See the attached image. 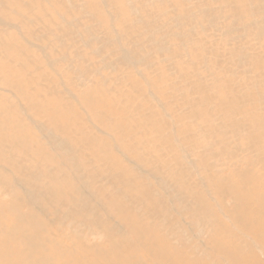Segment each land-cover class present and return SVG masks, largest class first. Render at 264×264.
Returning a JSON list of instances; mask_svg holds the SVG:
<instances>
[{"label": "rangeland", "instance_id": "obj_1", "mask_svg": "<svg viewBox=\"0 0 264 264\" xmlns=\"http://www.w3.org/2000/svg\"><path fill=\"white\" fill-rule=\"evenodd\" d=\"M4 1L0 264H264V0H85L93 15L69 10L82 0ZM245 199L257 250L240 245Z\"/></svg>", "mask_w": 264, "mask_h": 264}, {"label": "bare ground", "instance_id": "obj_2", "mask_svg": "<svg viewBox=\"0 0 264 264\" xmlns=\"http://www.w3.org/2000/svg\"><path fill=\"white\" fill-rule=\"evenodd\" d=\"M14 1H16V2L19 4V6H20V4H21V6H23V7H27V6H29V3H28V2H25L26 0H25V1H23V0H14ZM53 1H54V4H55V5L65 6V1H64V0H53ZM73 1H74V0H73ZM80 1H81V0H80ZM82 1H85V0H82ZM105 1H107V0H105ZM154 1H155V0H154ZM158 1H159V0H158ZM164 1H166V0H164ZM168 1L170 2V0H168ZM6 2H7V1L0 0V4H5ZM46 2H47V1H46ZM48 2H50V0H48ZM48 2H47V3H48ZM128 2H130V0H128ZM128 2H127V3H128ZM131 2H132V1H131ZM160 2H161V1H160ZM183 2H184V0H183ZM185 2H186V1H185ZM190 2H192V1H190ZM164 3H165V2H164ZM164 3H162V4H164ZM171 3H172V2H171ZM171 3H170V5L173 6ZM82 4H83V3H82ZM82 4H81L80 2H79V4H77V2H75L74 4H72V6H70L72 9L67 8V10L69 9L70 11L73 12L75 8L78 10V8H79V6H80V8H81V9L79 8L80 10L87 11L88 13L92 14V13L90 12V8H89L87 2L85 1V3H84V5H86V8H85V6H83ZM125 4H126V3H125ZM143 4H144V3H143ZM5 5H8V6H9L8 2H7ZM5 5L2 6V8L5 9V11H6L7 7H6ZM50 5H51V4H50ZM55 5H54L53 7L56 9V13H60V12L57 11L58 8H57V6H55ZM109 5H110V2H109ZM131 5H132V4H131ZM13 6H15V5H13ZM110 6H111V5H110ZM110 6L106 5L105 7L109 9V10H107V11H108V13H109V17H110V20H111V18H114V19H115V18L118 16V13H119V12H118L117 8H116V7H113V6H112V7H113L112 9L114 10V12L110 11V9H111ZM137 6H138V5H137ZM165 6L167 7V5H165ZM171 6H170V7H171ZM50 7H51L50 9L55 10L52 6H50ZM66 7H67V6H66ZM156 7H157V6H156ZM102 8H103V7H102ZM145 8H146V7H145ZM167 8H168V7H167ZM191 8H192V7H191ZM12 9H13V8H12ZM18 9H19V7L17 6V10H18ZM86 9H87V10H86ZM171 9H172V8H171ZM174 9H175V7H174ZM174 9H173V10H174ZM156 10H157V9H156ZM173 10H172V11H173ZM184 10H186V9H184ZM187 10H188V9H187ZM70 11H69V12H70ZM124 11H125V10H124ZM124 11H123L122 14H125ZM147 11H148V10H147ZM149 11H150V10H149ZM175 11H176V10H175ZM175 11H173V12H175ZM200 11H201V10H200ZM18 12H19V11H18ZM48 12H49V9H48ZM48 12H47V13H48ZM72 12H70V13H72ZM110 12H111V13H110ZM140 12H141V14H142V11H140ZM163 12H164V11H163ZM201 12H202V11H201ZM258 12H259V11H258ZM14 13H15V12H14ZM120 13H121V12H120ZM147 13H149V12H147ZM161 13H162V12H161ZM168 13H169V11H168ZM185 13H186V12H185ZM159 14H160V13H159ZM179 14H181V13H179ZM186 14L189 15L188 12H187ZM198 14H199V13H198ZM15 15H18V13L15 14ZM21 15H22V14H21ZM92 15H93V14H92ZM142 15H144V13H143ZM142 15H141V16H142ZM148 15H149V14H148ZM156 15H158V14H156ZM163 15H166V13H163ZM167 15H168V14H167ZM167 15H166V16H167ZM182 15H183V14H182ZM188 15H187V16H188ZM144 16H145V15H144ZM151 16H152V15H151ZM160 16H161V15H160ZM22 17H23V15L21 16V18H22ZM60 17L62 18V21L65 22V25H66V26H69V25L66 24V20H64V19H66V18L62 17L61 14H60ZM145 17H147V16H145ZM152 17H153V16H152ZM161 17H162V16H161ZM161 17H160V18H161ZM184 17H186V16H184ZM196 17H197V16H196ZM154 18H155V17H154ZM173 18H174V17H173ZM188 18H190V17L188 16ZM181 19H182V18H181ZM184 19L186 20V18H184ZM190 19H191V18H190ZM260 19H262V18H260ZM263 20H264V18H263ZM176 21H177V20H176ZM113 22H114V21H113ZM147 22H149V20H148ZM169 22H170V21H169ZM261 22H262V21H261ZM188 23H189V22H188ZM256 23H257V22H256ZM262 23H263V22H262ZM173 24H175V23H173ZM193 24H194V23H193ZM165 25H166V24H165ZM182 26H183V25H182ZM12 27H13V26H12ZM14 27H17V26H14ZM58 27H59L58 29L62 30L61 37H60L61 40L64 39V38H66V37H67L68 39H70V36H69V35L72 36V38H71L70 40L76 38V37L73 35V32H72L71 30L66 31V29H64L65 27H63V26L60 27V25H59ZM69 27H70V26H69ZM86 27H87V26H86ZM177 27H178V26H177ZM84 28H85V27H84ZM88 28H89V27H88ZM200 28H201V27H200ZM86 29H87V28H86ZM91 29H95V28L92 27V26H90V30H91ZM174 29H175V27H174ZM188 29H189V28H188ZM88 30H89V29H88ZM90 30H89V32H90ZM164 30H166V29L164 28ZM177 30H178V29H177ZM186 30H187V29H186ZM86 31H87V30H86ZM33 32H34V31H33ZM157 32H158V31H157ZM162 32H163V31H162ZM176 32H177V31H176ZM90 33H93L92 30H91ZM178 33H179V32H178ZM180 33H181V32H180ZM34 34H35V32H34ZM160 34H161V33H160ZM161 35H162V34H161ZM57 36H58V35H57ZM80 36H82V35H80ZM232 37H233V36H232ZM235 37H236V36H235ZM208 38H209V37H208ZM239 38H241V37H239ZM76 39H77V38H76ZM83 39H84V38H83ZM194 39H195V38H194ZM61 40H59V42H60ZM64 40H66V39H64ZM89 40L92 41V39H89ZM172 40H173V39H172ZM198 40H199V39H198ZM198 40H197V41H198ZM235 40H236V39H234V41H235ZM85 41H86V40H85ZM174 41H176V40L174 39ZM61 42H62V41H61ZM25 43H27L28 45H30L32 48L35 47L34 44H33L32 42H30L29 40H26ZM64 43H66V41H65V42L63 41V46H65ZM103 43H105V42H103ZM199 43H200V42H199ZM199 43H198V44H199ZM232 43H234V42L232 41ZM66 44H67V43H66ZM198 44H197V45H198ZM236 44H237V43H236ZM85 45H87V43H86ZM200 45H201V44H200ZM230 45H231V44H230ZM61 46H62V45H61ZM181 46H182V45H181ZM231 46H232V45H231ZM87 47H88V45H87ZM167 47H168V46H167ZM188 47H189V46H188ZM26 48H27V47H26ZM26 48H25V50L27 51ZM60 48H61V47H60ZM37 49H38V48H37ZM63 49H64V48H61V52H62ZM65 49H66V48H65ZM168 49H169V47H168ZM38 50H39V49H38ZM67 50H68V49H67ZM67 50H66V51H67ZM166 50H167V49H166ZM236 50H237V49H236ZM26 51H25V52H26ZM63 51H64V50H63ZM77 51H78V50H77ZM77 51L75 50V53H76ZM167 51H169V50H167ZM167 51H166V52H167ZM237 51H238V50H237ZM23 52H24V51H23ZM198 52H199V51H198ZM77 53H79V52H77ZM63 54H64V53H63ZM233 54H234V53H233ZM234 55H235V54H234ZM252 55H253V54H252ZM74 56H76V54H75ZM78 56H80V57H79L80 60H83L82 57H81V55H80V53L77 55V58H78ZM249 56H250V55H249ZM253 56H254V55H253ZM255 56H256V55H255ZM65 57H66V56H65ZM65 57H64V58H65ZM68 57H69V56H68ZM68 57L66 58L67 60H68ZM64 58H63V59H64ZM72 58H73V56H72ZM72 58H71V59L69 58V59H70L71 61H74ZM75 58H76V57H75ZM75 58H74V59H75ZM255 58H256V57H255ZM66 59H65V60H66ZM260 59H261V60H260V63H263L264 60L262 59V56H260ZM65 60H64V61H65ZM255 60H256V59H255ZM256 61H258V59H257ZM256 61H254V62H256ZM260 63H259V65H260ZM242 64H243V63H242ZM262 68H263V67H262ZM257 69H258V68H257ZM260 71H261V70H260ZM262 73H263V72H262ZM79 77H80V76H79ZM262 80H263V79H262ZM52 83H53V82H52ZM77 85H78V83H77ZM234 98H235V97H232V100H233V101H232L231 99H227L226 101H228V102H227L226 104L221 103L222 105H224V106H228V108H229V110H228V112H227V113H228V119H230V118H231V115H232L233 102H235ZM237 101H238V100H237ZM77 103H78L79 105L82 106V103H81V100H80V99L77 100ZM211 103H212V102H211ZM84 104H85V103H84ZM221 104H218V105H220V107H222ZM218 105H217V106H218ZM83 108H84V107H83ZM239 108H240V107H239ZM193 109H194V108H193ZM223 110H226V109H222V111H223ZM224 112H226V111H224ZM88 114H89V113H88ZM106 114H107V113H106ZM106 114H103V115H106ZM226 115H227V114H226ZM226 115H225V116H226ZM97 116H98V115H97ZM244 116H247V115H244ZM9 118H10V117H9ZM99 118H100V116H99ZM249 118H250V117H249ZM249 118H248V119H249ZM96 119H97V117H96ZM254 119H256V118H254ZM154 120H155V119H154ZM89 121H90V120H89ZM252 123H253V122H252ZM255 123H256V122H255ZM249 124H250V123H249ZM253 124H254V123H253ZM89 125H90V124H89ZM91 125H92V124H91ZM259 125H260V124H259ZM260 126H261V125H260ZM260 126H258V127H260ZM251 127H253V126H250V128H251ZM254 127H255V126H254ZM254 127H253V128H254ZM256 127H257V126H256ZM256 127H255V128H256ZM258 127H257V128H258ZM253 128H252V129H253ZM262 128H263V127L259 128V130H260V129L262 130ZM252 129H251V131H253ZM2 130H4V129L2 128ZM256 130H258V129H256ZM256 130H254V131H256ZM0 131H1V130H0ZM6 133H7V132H6ZM6 133H5V134H6ZM51 133H52V132H51ZM10 134H11V133H10ZM23 134H24V133H23ZM101 134H103V133H101ZM0 135H1V134H0ZM3 135H4V134H3ZM53 135L56 136L55 134H53ZM103 135H104V134H103ZM114 135H115V134H114ZM258 135H259V134H255V135H254V134L251 133V135L249 136V138H250V139H253V138H256ZM8 136H9V135H8ZM96 136H97V135H96ZM4 137H5V136H4ZM4 137H3V138H4ZM9 137H10V136H9ZM23 137H24V136H23ZM56 137H58V136H56ZM58 138H60V137H58ZM69 139H70V137H69ZM110 139L113 141V140H114L113 136H110ZM7 140H8V139H7ZM7 140H6V141H7ZM31 140H32V139H31ZM115 140H116V139H115ZM187 140H188V139H187ZM0 141H4V140L0 139ZM69 141H70V140H69ZM62 142H64V141H62ZM65 142L67 143L68 141L65 140ZM73 142H74V141H73ZM118 142H119V141H118ZM188 142H189V141H188ZM4 144H5V143H4ZM189 144H190V143H189ZM111 146H112V145H111ZM119 146H120V145H119ZM120 147H121V146H120ZM190 147H191V146H190ZM107 148H108V147H107ZM110 149H111V148H110ZM235 149H236V147H235ZM88 151L91 152V149H89ZM105 151H106V150H105ZM9 152H10V151H9ZM34 152H35V151H34ZM92 152H93V151H92ZM92 152H91V156L94 155V154H92ZM119 152H120V153L122 152L125 156H126V155L129 156L128 159H129V161H131V164L134 165V164L136 163V162H135V157H136V156L134 157L132 154H129L130 152L128 153V152L125 150V148H121V151H118V153H119ZM102 153H104V152H102ZM106 153H107V152H106ZM113 153H114V152H113V150H112V154H113ZM262 153H264V148L262 149ZM115 154H116V152H115ZM119 155H121V154H119ZM119 155H117V156H119ZM237 155H238V154H237ZM22 156H23V155H22ZM105 156H106V155H105ZM112 156H113V155H112ZM125 156H124V157H125ZM131 156H132V157H131ZM108 157H109V155H108ZM103 158L105 159V157H103ZM103 158H102V159H103ZM114 158H115V157H114ZM120 158L123 159V155H121ZM235 158H236V157H235ZM141 159H142V158H141ZM105 161L108 163L107 160H105ZM126 161H127V160H126ZM129 161H128V162H129ZM138 161H139V160H138ZM129 163H130V162H129ZM136 164H137V163H136ZM137 165H138V164H137ZM238 165H239V164H238ZM138 166H139V165H138ZM138 166H136L135 168H136L137 170H140L141 172H144V171H143V170H144L143 167L139 166V167L142 169V170H141ZM182 166H183V165H182ZM194 166H195V165H194ZM180 167H181V166H180ZM195 167H196V166H195ZM112 168H113V167H112ZM176 168H177V167H176ZM197 168H198V166H197ZM2 169H3V168H2ZM7 169H8V168H7ZM119 169H120V168H119ZM180 169H181V168H180ZM8 170H9V169H8ZM117 170H118V169H117ZM3 171H4V170H3ZM6 171H7V170H6ZM10 171H11V170H10ZM23 171H24V170H23ZM118 171H119V170H118ZM238 171H239V170H238ZM259 171H260V170H259ZM7 172H8V171H7ZM11 172H12V171H11ZM202 172H203V171H201V173H202ZM206 172H207V171H206ZM2 173H3V172H2ZM124 173H125V172H119V173H118V175L121 177V179H122ZM151 174H152V173H151ZM235 174H236V173H235ZM0 175H1V174H0ZM3 175H4V174H3ZM258 175H259V173H258ZM13 176H14V175H13ZM119 176L117 177V179H118V180H121V179H119V178H120ZM244 176H245V175H244ZM248 176H249V175H248ZM17 177H18V176H17ZM104 177H105V176H104ZM1 178H2V177H1ZM108 178H109V176H108ZM111 178H112V177H110V180H111ZM19 179H20V178H19ZM19 179H16V180L18 181ZM74 179H76V178H74ZM79 179H80V178H79ZM124 179H130V178H124ZM159 179H160V178H159ZM233 179H234V178H233ZM76 180L78 181V179H76ZM112 180H113V178H112ZM112 180H111V181H112ZM94 181H95V180H94ZM105 181H106L107 183H109V184H110V182H111V181H108V180H105ZM230 181L232 182L231 179H230ZM230 181H229V182H230ZM165 182H166V181H165ZM222 182H223V180H217L216 182H214L213 189L216 191V193L220 192V187H221V185H224L225 182H224L223 184H222ZM229 182H227V183L230 184L231 187H232L234 190H236L237 187L234 188V187H235V182H236V181H235V182L233 181V182H234V185H233V183L231 184V182H230V183H229ZM244 182H245V180H244ZM14 183H15V182H14ZM76 183H77V182H76ZM113 183H114V182H113ZM109 184H108V185H109ZM155 184H156V183H155ZM79 185H80V184H79ZM157 185H158V184H157ZM83 186H84V185H83ZM207 186H208V185H207ZM210 186H211V182H210ZM172 187H173V186H172ZM84 188H85V187H84ZM226 188H227V187H226ZM228 188H229V187H228ZM77 189H78L79 191H81V190L78 188V186H77ZM242 190H243V189H242ZM83 191H84V190H83ZM151 191H152V190H151ZM192 191L194 192L193 189H192ZM192 191L189 192L188 195H187L186 197H190V198L192 199L191 196L194 195V193H193ZM224 191H225V190H224ZM226 191H228V190L226 189ZM81 192H82V191H81ZM84 192H85V191H84ZM143 192L145 193V194H144L145 198L147 197V200H148V198H149V194H148L149 191H148V189H146V188H145V190L143 189ZM196 192H197V191H196ZM198 192H199V191H198ZM198 192H197V193H198ZM209 192H210V188L208 189V191L206 190V195H202L203 193L201 194L202 198H204V197L206 198V199H204L205 201L208 200V198H210L211 200H214V198H212L213 196H212V197H208V196H209ZM39 193H40V192H39ZM180 193H182V192H180ZM197 193H196V194H197ZM221 193H223V192H220V194H221ZM116 194H117V196L114 194V197H112L113 200H114V199L117 200V201L119 202V204H120V203H123L122 198H124V197H123V196H120L117 192H116ZM198 194H199V193H198ZM227 194H230V193H227ZM240 194H241V192H240ZM180 195H181V194H180ZM216 195H218V197H219V194H216ZM236 195H238V194H236ZM54 196H55V195H54ZM181 196H183V195H181ZM203 196H204V197H203ZM243 196H244V195H243ZM243 196H242V197H243ZM27 197H28L29 199L32 198L31 194H29ZM33 197H34V196H33ZM36 197H37V196H36ZM168 197H170V196L168 195ZM232 197H233V195H232ZM232 197L230 196V198H232ZM37 198H38V197H37ZM37 198H35V199H37ZM127 198H128V197H127ZM198 198H199V197H198ZM198 198H197V199H198ZM232 199H233V198H232ZM238 199H239V198H238ZM238 199H237V200H238ZM243 199H244V198H242V201H243ZM149 200H150V198H149ZM149 200H148V201H149ZM169 200H171V199H169ZM234 200H235V199H234ZM30 201H31V200H30ZM127 201H128V199H127ZM200 201H201V199H200ZM214 201H215V200H214ZM221 201H222V200H221ZM149 203H150V205L152 206V208H154V210H153V211H150V212H155L156 207H154L153 204H152L150 201H149ZM149 203H145V204H149ZM207 203H208V202H207ZM245 203L247 204L246 208L243 209V210H241L240 212L243 214V216H244V218H245V221L247 222V226H248L247 228H248V231H249V232H248L247 234H244L243 231H242L243 234H242L241 236H243V237H245V238H244V239L242 238V240L240 241V245L242 246L243 249H247V248L250 247V248H252V249H253V248H256V250H257V248L259 247V245L255 243V239H256V237H259V236H260V233H261V235H262V232H260V231H261V229L263 228V227H262L263 224H262V223H261V224H260V223H257L258 221H257V222L254 221L255 224L253 223V221H252V214H254L253 211H254L255 209H254V210L251 209L252 207H251V200H250V199H245ZM198 204H199V203H198ZM231 204H232V203H231ZM243 204H244V202H243ZM122 205H123V204H122ZM236 205H237V203L235 204V206H236ZM143 206H144V204H143ZM148 206H149V205H148ZM159 206H160V205H159ZM222 206H223V205H222ZM241 206H242V205H241ZM76 207H77V206H76ZM165 207H166V206H165ZM197 207H198V206H197ZM236 207H237V206H236ZM262 207H263V206H262ZM102 208H103V207H102ZM223 208H225V206H224ZM142 209H143V207H142ZM200 209H201V208H200ZM205 209L208 210L207 208H205ZM137 210H138V209H137ZM139 210H140V208H139ZM160 210H161V209H160ZM206 210H205V211H206ZM223 210H224V209H223ZM223 210H222V211H223ZM145 211H147V210H145ZM156 211H157V210H156ZM210 211H211V209H210ZM227 211H228V210H227ZM138 212H139V211H138ZM138 212H137V214H138ZM185 212H186V211H185ZM207 212H209V211H207ZM207 212H206V213H207ZM143 213H145V212H143ZM204 213H205V212H204ZM206 213H205V214H206ZM217 213H218V212H217ZM226 213H227V212H226ZM255 213H256V211H255ZM140 214H141V213H140ZM186 214H187V213H186ZM228 214H229V213H228ZM78 215H79V214H78ZM78 215H77V216H78ZM141 215H142V214H141ZM159 215H160V214H159ZM234 215H236V214H234ZM234 215H233V216H234ZM258 215H259V214H258ZM261 215H262V214H261ZM53 216H54V215H53ZM149 216H150V215H149ZM205 216H206V215H205ZM230 216H231V215L229 214V217H227V218H230ZM237 216H238V215H237ZM130 217H132V214H131ZM175 217H176V216H175ZM195 217H197V216H195ZM207 217H208V215H207ZM207 217H206V219H207ZM209 217H211V218L214 217V216L212 215L211 212L209 213ZM215 217H217V215H216ZM253 217H255V215H254ZM80 218H81V217H80ZM234 218H235V217H234ZM234 218H233V219H234ZM244 218H243V219H244ZM62 219H63V218H62ZM124 219H125V218H124ZM126 219H127V218H126ZM235 219H236V218H235ZM235 219H234V220H235ZM243 219H242V220H243ZM257 219H258V218H257ZM198 220H199V219H198ZM239 220H240V219H239ZM239 220H238L237 224L240 222ZM253 220H254V219H253ZM262 220H263V219H262ZM131 221H133V220H131ZM215 221H216V220H215ZM218 221H219V220H218ZM43 222H44V221H43ZM117 222H118V221H117ZM125 222H126V221H125ZM233 222H234V221H232V223H233ZM98 223H99V222H98ZM170 223H171V222H170ZM212 223L214 224V222H212ZM216 223H217V222H216ZM222 223H223V222H222ZM263 223H264V221H263ZM85 224H86V223H85ZM87 224H88V223H87ZM99 224H100V223H99ZM120 224H121V223H120ZM181 224H182V223H181ZM208 224H209V223H208ZM237 224H236V225H237ZM171 225H172V224H171ZM217 225H218V224H217ZM219 225H220V224H219ZM226 225H227V224H226ZM53 226H54V225H53ZM223 226H224V225H223ZM237 226H238V225H237ZM237 226H236V227H237ZM97 227H98V226H97ZM215 227H217V226H215ZM221 227H222V224H221ZM225 227H226V226H225ZM239 227H240V226H239ZM86 228H87V227H86ZM113 228H115V227L113 226ZM173 228H174V227H173ZM212 228H214V226H213ZM223 228H224V227H223ZM232 228H233V227H232ZM243 228H244V224H243ZM247 228H246V229H247ZM171 229H172V228H171ZM185 229H186V228H185ZM217 229H218V228H217ZM221 229H222V228H221ZM246 229H245V230H246ZM87 230H88V229H87ZM119 230H120V229H119ZM119 230H118V231H119ZM165 230H166V229H165ZM169 230H170V229H169ZM201 230H202V229H201ZM218 230H219V229H218ZM235 230H236V229H235ZM102 231H103V230H102ZM105 231H106V230H105ZM126 231H128V230H126ZM174 231H175V230H174ZM174 231H173V232H174ZM194 231H195V230H194ZM225 231H228V228H227V230H225ZM225 231H224V232H225ZM233 231H234V230H233ZM246 231H247V230H246ZM246 231H244V232H246ZM120 232H121V231H120ZM168 232H169V231H168ZM220 232L223 233L222 231H220ZM263 232H264V231H263ZM103 233H104V231H103ZM118 233H119V232H118ZM200 233H202V231H201ZM225 233H227V232H225ZM186 234H187V233H186ZM215 234H216V233H215ZM227 234H229V233H227ZM231 234H232V233H231ZM127 235H128V233H127ZM127 235H124V236H127ZM177 235H178V234H177ZM221 235H222V234H221ZM223 235H224V234H223ZM154 236H155V235H154ZM227 236H228V235H227ZM176 237H177V236H176ZM153 238H156V237H153ZM159 238H160V237H159ZM159 238H158V241L161 242V240H159ZM173 239H174V238H173ZM260 239H261V238H260ZM153 240H155V239H153ZM205 240H206V239H205ZM205 240H204V241H205ZM214 240H215V239H214ZM155 241H157V240H155ZM173 241H174V240H173ZM226 241H227V240H226ZM36 242H37V241H36ZM177 242H178V241H177ZM208 243H209V242H208ZM235 243H238V242H235ZM262 243H263V242H262ZM238 244H239V243H238ZM115 245H117V244H115ZM160 245H161V244H160ZM182 245H183V244H182ZM199 245H200V244H199ZM215 245H216V244H215ZM157 246H158V245H157ZM162 246H163V245H162ZM184 246H185V245H184ZM184 246H183V247H184ZM202 246H203V245H202ZM205 246H206V245H205ZM233 246H234V245H233ZM237 246H239V245H237ZM160 247H161V246H160ZM177 247H178V246H177ZM200 247H201V246H200ZM235 247H236V245H235ZM260 247H262V248L264 249V246H260ZM120 248H121V247H120ZM163 248H164V247H163ZM178 248H179V247H178ZM179 249H180V248H179ZM233 249H234V248H233ZM115 250H116V249H115ZM181 250H182V249H181ZM188 250H189V249H188ZM234 250H235V249H234ZM236 250H237V248H236ZM256 250H254V251H256ZM260 250H261V248H260ZM55 251H56V250H55ZM116 251H117V250H116ZM193 251H194V250H193ZM158 252H160V251H158ZM211 252H212V251H211ZM211 252H209V253H211ZM241 252H242V251H241ZM259 252H260V251H259ZM261 252H262V251H261ZM263 252H264V251H263ZM244 253H245V252H244ZM31 254H32V253H31ZM180 254H181V253H180ZM212 254H213V253H212ZM259 254H260V253H259ZM194 255H195V254H194ZM241 255H243V254H241ZM244 255H245V254H244ZM159 256H160V254H159ZM247 256H250V255L247 254V255H246V259H245V260H247V262H248L249 264H250V263L259 264V262H260L259 259H260V258H258V255L254 254L253 257H251L252 255H251L250 257H247ZM260 256H261V255H260ZM262 256H263V255H262ZM241 257H242V256H241ZM193 258H194V257H193ZM199 258H200V257H199ZM202 258H203V257H202ZM205 258H206V257H205ZM233 258H234V257H233ZM238 258H239V257H238ZM54 259H55V258H54ZM242 259H243V258H242ZM212 260H213V259H212ZM216 260H217V258H216ZM198 261H199V260H198ZM198 261H197V263H198ZM235 262H236V261H235ZM235 262H234V263H235ZM237 262H238V260H237ZM239 262H240V259H239ZM189 263H190V262H189ZM261 263H262V262H261ZM263 263H264V262H263ZM165 264H166V263H165ZM244 264H245V263H244Z\"/></svg>", "mask_w": 264, "mask_h": 264}]
</instances>
